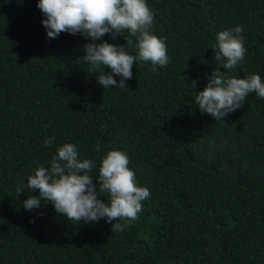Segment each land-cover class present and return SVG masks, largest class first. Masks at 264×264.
<instances>
[{
    "label": "trees",
    "instance_id": "16d2710c",
    "mask_svg": "<svg viewBox=\"0 0 264 264\" xmlns=\"http://www.w3.org/2000/svg\"><path fill=\"white\" fill-rule=\"evenodd\" d=\"M38 2L0 0V264H264V99L251 93L216 121L195 103L213 70L264 81V0H146L169 63L135 62L128 90L97 83L89 39L47 38ZM236 26L246 53L229 73L216 36ZM101 42L136 54L127 31ZM65 143L93 162L94 180L109 151L127 154L150 196L125 231L76 224L43 200L22 207L39 192L17 188Z\"/></svg>",
    "mask_w": 264,
    "mask_h": 264
},
{
    "label": "clouds",
    "instance_id": "9594fccd",
    "mask_svg": "<svg viewBox=\"0 0 264 264\" xmlns=\"http://www.w3.org/2000/svg\"><path fill=\"white\" fill-rule=\"evenodd\" d=\"M37 7L46 17L41 24L47 38L55 39L61 33H79L92 41L84 46L82 57L90 65L91 72H101L95 80L104 90H128L125 82L132 79L137 61L151 62L153 71L169 63L165 40L150 31L154 14L146 0H39ZM124 31L136 37L135 55L128 54L123 45L95 43L106 34L115 39ZM243 31L241 26H236L216 36L218 51L214 59L229 73L244 61ZM106 68L111 74H106ZM114 76L120 77L119 81ZM189 84L195 89L197 81ZM251 93L264 99V81L259 75L244 79L213 70L204 89L197 93L195 103L202 113L215 121L224 120L240 109ZM53 143V138L44 142L45 147ZM95 150L99 151L100 145H96ZM128 165L126 153L109 151L98 169V179L94 180L90 175L93 162L81 160L76 146L65 143L56 149L50 167H38L34 175L27 177V185L23 183L17 188V195L25 188L32 192L38 190V196H29L23 202L26 211L39 208L43 200L51 203L55 212L66 220L77 224L103 219L111 225V230L123 232L139 218L142 202L150 196L146 187L138 186L136 173ZM105 192L109 197L107 202L98 199V193Z\"/></svg>",
    "mask_w": 264,
    "mask_h": 264
}]
</instances>
